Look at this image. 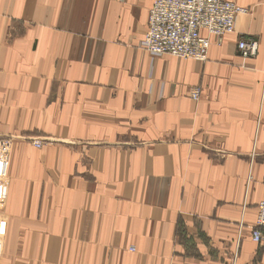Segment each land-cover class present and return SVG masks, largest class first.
Here are the masks:
<instances>
[{"label":"crops","instance_id":"crops-1","mask_svg":"<svg viewBox=\"0 0 264 264\" xmlns=\"http://www.w3.org/2000/svg\"><path fill=\"white\" fill-rule=\"evenodd\" d=\"M233 1L196 60L144 47L155 0H0V264H264V0Z\"/></svg>","mask_w":264,"mask_h":264},{"label":"built area","instance_id":"built-area-1","mask_svg":"<svg viewBox=\"0 0 264 264\" xmlns=\"http://www.w3.org/2000/svg\"><path fill=\"white\" fill-rule=\"evenodd\" d=\"M247 11L233 0H155L149 11L144 47L153 54L206 60L212 38L221 43L225 35L235 31L237 15ZM238 48L243 57L254 56L258 41L241 38ZM199 94L198 89L193 91L194 98ZM33 144L43 146L38 139ZM3 228L0 226V231ZM252 238L264 243V199L258 203Z\"/></svg>","mask_w":264,"mask_h":264},{"label":"rangeland","instance_id":"rangeland-1","mask_svg":"<svg viewBox=\"0 0 264 264\" xmlns=\"http://www.w3.org/2000/svg\"><path fill=\"white\" fill-rule=\"evenodd\" d=\"M150 11V10H149ZM42 141V140H41ZM43 142V141H42ZM39 148V147H38Z\"/></svg>","mask_w":264,"mask_h":264}]
</instances>
